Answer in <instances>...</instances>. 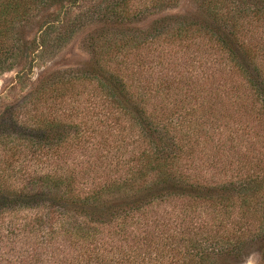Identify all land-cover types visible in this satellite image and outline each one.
Here are the masks:
<instances>
[{"label":"trees","instance_id":"trees-1","mask_svg":"<svg viewBox=\"0 0 264 264\" xmlns=\"http://www.w3.org/2000/svg\"><path fill=\"white\" fill-rule=\"evenodd\" d=\"M85 1L0 0V75L97 27L88 70L0 115V264L241 260L264 242V0H198L191 16H163L173 0ZM43 6L79 12L27 42L15 24ZM205 40L222 85L202 64L180 80L145 71Z\"/></svg>","mask_w":264,"mask_h":264},{"label":"rangeland","instance_id":"rangeland-1","mask_svg":"<svg viewBox=\"0 0 264 264\" xmlns=\"http://www.w3.org/2000/svg\"><path fill=\"white\" fill-rule=\"evenodd\" d=\"M95 2L93 0H87L82 2L81 5L92 6ZM197 6H199L198 0H173L166 5L167 8L162 9L165 10L162 12V15L191 16L196 11ZM66 12V9L61 10L56 6L48 8L47 6H43L38 11H34L25 21H18L15 24V31L22 34L27 42H34V39H36V42H40L41 39L39 40V37L41 32L42 34L45 32V26L47 27L49 22L52 20H62L67 25L69 23L67 22V15L65 14H69L68 17H75L79 10L71 9L69 12ZM254 24L252 27L254 38L260 37L264 39V25H260L259 30L256 27L258 23L256 24L255 22ZM96 29L97 27L92 24L83 25L72 39L64 41L52 48L42 50L41 46L40 48L35 46V53L31 57L26 61H21V64L13 71L1 74L0 115L22 105L23 98L36 88L39 82H47L55 73L65 70H88L87 68L91 67L95 60V53L91 50L90 39L96 35ZM56 36L57 33L51 36L49 44L55 40ZM207 45L209 44L206 40L204 42L196 41V43L188 44L186 46L190 49L186 50L184 54L181 52V49L174 48V54L170 56L174 57V60L176 59L177 64L174 67L167 64L162 67L155 59L152 60L154 62L152 65L145 67V71L149 68L152 70L153 68V73H151L155 75V78L159 79L166 74L171 77L179 73L178 78L180 80L183 74L184 76H189V70H192L194 67L198 69V66L202 64L204 68H211L215 71L213 77L208 80V88L214 89L223 84V73L226 70L229 71V69L220 71L224 68V64L222 61L215 62L211 59L212 53H207ZM161 47H159V50ZM167 49L170 50L169 48ZM148 77L150 76L146 75V78ZM138 79L142 81V76L139 75ZM82 99L84 101L86 98L82 97ZM106 133L109 134L108 130ZM170 211L164 212L170 213ZM158 218L161 222L167 223L169 217L165 213H161ZM248 252L241 260L237 262L233 261L234 264H264V242H259L254 245Z\"/></svg>","mask_w":264,"mask_h":264}]
</instances>
